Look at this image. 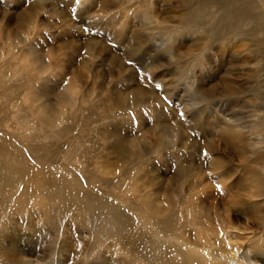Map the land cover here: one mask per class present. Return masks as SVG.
<instances>
[{
	"label": "rangeland",
	"instance_id": "obj_1",
	"mask_svg": "<svg viewBox=\"0 0 264 264\" xmlns=\"http://www.w3.org/2000/svg\"><path fill=\"white\" fill-rule=\"evenodd\" d=\"M240 2L0 0V264H169L183 242L264 264V44Z\"/></svg>",
	"mask_w": 264,
	"mask_h": 264
},
{
	"label": "bare ground",
	"instance_id": "obj_2",
	"mask_svg": "<svg viewBox=\"0 0 264 264\" xmlns=\"http://www.w3.org/2000/svg\"><path fill=\"white\" fill-rule=\"evenodd\" d=\"M258 2H260V1H263V0H257ZM230 2V1H229ZM231 3V2H230ZM241 4L240 5H236L234 8H231L230 9V13L232 12V13H236V12H240V17H245V18H249V19H251L252 21H255L254 22V24H256V25H254V28L252 29V32H258V33H261L263 36H261V44H264V16H263V12H262V8H264V4L262 5V3H259V4H255L254 3V1L252 2V3H250V1H247V0H241V2H240ZM254 3V4H253ZM253 7H254V9H253ZM237 20V19H236ZM244 20V19H243ZM258 24V25H257ZM20 25H22V28L24 27V25L23 24H20ZM246 25V24H245ZM26 30V29H25ZM252 37V36H251ZM250 40V39H249ZM89 45H92L91 44V42L90 43H88ZM253 44H255L254 42H253ZM257 44H259V43H257ZM256 44V45H257ZM260 51V50H259ZM263 51V50H262ZM123 102H124V100H122ZM121 104H122V102H121ZM127 105V102H124V105L122 106V107H120L119 109H121V108H124L125 106ZM113 109H115V108H113ZM113 109H111L109 106H107V107H105L104 108V113L105 114H109ZM49 110H51V109H49ZM48 110V111H49ZM55 113V112H54ZM54 113H52V112H48L47 113V115H48V117H50L51 119L53 118V115H54ZM21 115V114H20ZM96 115V114H95ZM50 118H47V120H51ZM68 128V127H67ZM67 134V133H66ZM164 134H166V133H164ZM164 134L162 133L161 135H160V137H159V144H166L165 143V141L163 140V138H164ZM168 135V134H167ZM16 137V136H15ZM81 142V141H80ZM229 142V141H228ZM79 143V142H78ZM5 144V143H4ZM128 144L129 145H131L132 147H137V145H138V143L137 142H131V141H128ZM45 146V145H44ZM170 146V145H169ZM190 146V145H189ZM16 147V146H15ZM33 147V146H32ZM194 147V146H193ZM69 149V148H68ZM29 150H31V149H29ZM82 150V149H81ZM81 150H80V153H81ZM83 150H84V148H83ZM82 150V151H83ZM88 150V149H87ZM195 150V149H194ZM85 151V150H84ZM5 152V151H4ZM37 152V151H36ZM86 152V151H85ZM147 152V151H146ZM87 153V152H86ZM130 153V152H129ZM10 154V153H9ZM8 154V155H9ZM13 154V153H12ZM35 154V153H34ZM89 154V153H88ZM5 155V154H4ZM51 155H53V154H51ZM80 155V154H79ZM79 155H77V156H79ZM83 155V154H82ZM86 155V154H85ZM138 155V154H137ZM18 156V155H17ZM129 157V156H128ZM2 158V157H1ZM81 158V157H80ZM88 158V157H87ZM127 158V157H126ZM139 158V157H138ZM10 159H11V157H10ZM23 159V158H22ZM11 160H13V159H11ZM128 160V159H127ZM14 161V160H13ZM120 161V160H119ZM21 162V161H20ZM122 162V161H121ZM28 165V164H27ZM88 166V165H87ZM124 166V165H123ZM100 167V166H99ZM188 167L189 166H187V164H185V165H183V164H179V169H178V171H176L175 173H176V178L177 177H179L180 175H182L183 173H184V171H188ZM15 168V167H14ZM27 168V167H26ZM37 169V168H36ZM92 169V168H91ZM94 169H95V167H94ZM5 170V169H4ZM8 170V169H7ZM21 171H23L22 169H20ZM88 170V169H87ZM101 170H102V167H101ZM10 172V171H9ZM8 172V173H9ZM80 172V171H79ZM27 173V172H26ZM90 173V172H89ZM182 173V174H181ZM10 174V173H9ZM16 174V173H15ZM33 174H34V172H33ZM1 175H3V174H1ZM17 175V174H16ZM20 175V174H19ZM49 175V174H48ZM7 177V176H6ZM46 177V176H45ZM4 178V177H3ZM3 178H2V180H3ZM19 178V177H18ZM6 179V178H5ZM116 179V178H115ZM119 180V179H118ZM19 181V180H18ZM26 181H28V180H26ZM43 181V180H42ZM53 181V180H52ZM32 182V181H31ZM46 182V181H45ZM51 182V181H50ZM172 182H174V181H172ZM179 182V181H178ZM43 184V183H42ZM151 184V183H150ZM23 186V185H22ZM66 186V185H65ZM79 187V186H78ZM165 187H168L169 188V182L166 184V186ZM39 188H42L41 186L39 187ZM43 189V188H42ZM29 190V189H28ZM76 190V189H75ZM165 190V189H164ZM169 190V189H168ZM167 189H166V191H168ZM172 190V189H171ZM44 191V190H43ZM34 192V191H33ZM39 192V191H38ZM48 192V191H47ZM33 194V193H32ZM35 194V193H34ZM92 195V194H91ZM14 196V195H13ZM45 196V195H44ZM99 198V197H98ZM98 201V200H97ZM198 201V200H197ZM94 202V201H93ZM85 203V202H84ZM51 205V204H50ZM44 207V206H43ZM71 208V207H70ZM112 208V207H111ZM153 209H154V211H156V212H161V213H163V214H165L164 216H166L165 217V220L167 219V220H171V217H170V214H168L167 213V211L165 210H162L161 208H157L156 206H154L153 205ZM62 212V211H61ZM86 212V211H85ZM168 212H169V210H168ZM60 214V213H59ZM118 214V213H117ZM111 216V215H110ZM173 216V215H172ZM166 224V223H165ZM164 224V225H165ZM169 228V227H168ZM160 232V231H159ZM183 244L185 245V248H183V252H181L180 250L182 249H180L179 251L181 252V255H180V260L179 261H177V262H170L169 264H195V262H196V264H214V261L212 260V256L214 255V253L213 252H211L210 250H208L207 252H202L201 250L200 251H198V250H196L193 246H191L190 244H187V243H185V242H183ZM134 245V244H133ZM171 246V245H170ZM208 246V245H207ZM209 248V247H208ZM185 249V250H184ZM211 249V248H210ZM5 251V250H4ZM169 251V250H168ZM172 251V250H171ZM205 251V250H204ZM7 252V251H6ZM179 252V253H180ZM160 253V252H159ZM165 254V253H164ZM164 254H163V256H164ZM167 254V253H166ZM172 254V253H171ZM166 256V255H165ZM10 257V256H9ZM168 257V256H167ZM167 257H166V259H167ZM179 257V256H178ZM165 258V257H164ZM8 259V258H7ZM166 259L164 260V261H166ZM169 259V258H168ZM10 260H12V259H10ZM4 261V260H3ZM158 262V261H157ZM255 264H257V263H255Z\"/></svg>",
	"mask_w": 264,
	"mask_h": 264
},
{
	"label": "snow or ice",
	"instance_id": "obj_3",
	"mask_svg": "<svg viewBox=\"0 0 264 264\" xmlns=\"http://www.w3.org/2000/svg\"><path fill=\"white\" fill-rule=\"evenodd\" d=\"M53 58H54V57H53ZM128 64H131V61H130V60L128 61ZM63 83H64V84H67L68 81H67V80H64ZM160 87H161L160 84H156V88H157V89H159ZM181 115L183 116L182 113H181ZM205 154H206V152H205ZM214 187H215V189H216L217 192H220L221 194L224 193V189H222V186H221L220 184H215Z\"/></svg>",
	"mask_w": 264,
	"mask_h": 264
}]
</instances>
